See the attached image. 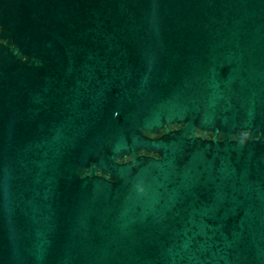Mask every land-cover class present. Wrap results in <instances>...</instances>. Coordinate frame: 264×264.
Returning a JSON list of instances; mask_svg holds the SVG:
<instances>
[{
	"label": "water",
	"instance_id": "obj_1",
	"mask_svg": "<svg viewBox=\"0 0 264 264\" xmlns=\"http://www.w3.org/2000/svg\"><path fill=\"white\" fill-rule=\"evenodd\" d=\"M0 264H264V0H0Z\"/></svg>",
	"mask_w": 264,
	"mask_h": 264
}]
</instances>
